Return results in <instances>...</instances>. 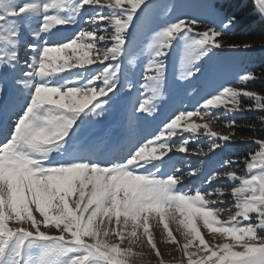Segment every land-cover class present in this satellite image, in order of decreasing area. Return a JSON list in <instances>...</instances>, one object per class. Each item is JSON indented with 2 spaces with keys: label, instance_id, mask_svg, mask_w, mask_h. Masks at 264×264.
I'll return each mask as SVG.
<instances>
[{
  "label": "snow or ice",
  "instance_id": "snow-or-ice-1",
  "mask_svg": "<svg viewBox=\"0 0 264 264\" xmlns=\"http://www.w3.org/2000/svg\"><path fill=\"white\" fill-rule=\"evenodd\" d=\"M255 3L264 16V0ZM161 9L160 0H0V264H143L145 244L156 264H168L150 231L151 213L182 253L181 264H264V137L242 139L257 149L242 160H223L206 175L199 169L184 174L171 163L177 153H189L201 129L210 142L194 154L215 155L236 142L235 119L225 120L232 132L221 136L191 118L264 112V94L221 85L119 152L90 133L120 98L125 61L135 63L129 57L143 41L145 96L133 107V129L137 113L157 111L174 49L180 50L181 80L211 82L221 71L213 57L225 48L220 38L235 17L213 13L200 31L195 18L161 22ZM81 17L88 27L64 35ZM22 44L29 53L23 63ZM251 47L230 44L227 51ZM257 78L247 72L239 81ZM242 96L252 103L242 106ZM238 163L243 175L232 167ZM221 181L227 184L216 186ZM201 223L221 241L205 239ZM49 225L56 234L41 230Z\"/></svg>",
  "mask_w": 264,
  "mask_h": 264
},
{
  "label": "rangeland",
  "instance_id": "rangeland-1",
  "mask_svg": "<svg viewBox=\"0 0 264 264\" xmlns=\"http://www.w3.org/2000/svg\"><path fill=\"white\" fill-rule=\"evenodd\" d=\"M231 0H160L162 9L160 12V21L175 19L177 16L186 18H195L200 20V31H203L209 24L212 18L211 14H215L219 19H227L226 11L224 8L228 7ZM166 6V7H164ZM218 26V23H217ZM237 26V21H234L233 26L227 34L220 39L225 45L224 49L218 50L217 55L213 57V62L218 63L221 71L213 78L211 82L204 76H198L191 81H184L180 79V50L174 49L169 55L167 60V79L163 89V99L157 101V111L153 115L145 116L137 113L138 117L136 121V127L133 129L130 125V117H132L133 107L137 102L145 96L144 90L140 87L142 82V74L148 59V41H143L133 56L129 57L135 61L134 64H129L125 61L127 71V81L122 80L123 91L120 94L118 101L112 106V108L106 113L102 121L94 125L90 129V133L105 137L111 144L113 143V151L119 152L120 148L126 146L132 139H143L149 137L157 130V127L161 122L167 120L178 109L195 107L202 97L207 93L213 91L215 88L224 85L231 87H247L251 91L249 85L252 80L248 81L246 85L241 84L239 77L243 73L251 72L254 68L261 65V61L264 58V46L260 48H254V46L247 42H237L233 36ZM60 27V26H58ZM81 27H88L83 24V17L80 22L74 26L64 29V35L73 36ZM251 45V49L240 53H232L227 51V46L230 44H243ZM70 51V50H69ZM29 53L26 47L22 44L20 47V60L23 63L28 59ZM76 69H73L75 71ZM127 83L133 85L129 91L126 87ZM252 101L247 97H241L242 106L249 105ZM218 111V110H217ZM247 113L251 111H245ZM245 112H237L234 116L225 117L222 116L219 120H214L210 116H204V118L198 119L196 117L191 118L192 121L198 124H207L211 131L217 134L229 135L232 129L226 126L225 120L235 119L242 117ZM191 122V121H190ZM184 123V122H182ZM203 129L196 135L198 139L192 141L189 145V153H177L173 156L171 163L180 168L181 172L186 174L190 170L199 169L206 175L214 168H217L220 163L225 159L242 160L251 151L252 147H256L250 142H240L242 139L248 138L244 135L235 132L233 139L235 143L229 144L223 151H218L215 155L209 154L208 156H201L198 153V149L203 147L207 150V146L210 142L209 137L202 135ZM188 136V133H184ZM239 174H244V166L242 163H238L232 166ZM202 179V177L200 178ZM200 179L193 181V184L198 185ZM227 184L226 181H221L216 185L224 187ZM191 187V185H189ZM231 198H229L230 200ZM229 200L225 201V204L229 203ZM50 214H55V210H50ZM37 218L40 219L37 213ZM228 215L225 212L221 216L223 220ZM169 227L172 229L173 234L177 239L182 241V237L177 232V223L169 216ZM150 231L157 243L158 248L163 253L164 260L168 264H181L182 253L176 250V246L167 242L166 233L163 231V225L159 223V217L156 213L149 215ZM131 225H129L130 230ZM202 233L205 235L210 243L215 244L221 241L219 234H209L206 229L200 224ZM41 230L48 231L51 234H56V231L52 225L47 228L41 226ZM142 232V228L140 229ZM140 249L137 248V251ZM145 256L143 257V264H156V259L153 255L148 254L149 248L144 245Z\"/></svg>",
  "mask_w": 264,
  "mask_h": 264
},
{
  "label": "trees",
  "instance_id": "trees-1",
  "mask_svg": "<svg viewBox=\"0 0 264 264\" xmlns=\"http://www.w3.org/2000/svg\"><path fill=\"white\" fill-rule=\"evenodd\" d=\"M224 9L228 18L235 17V21H237L236 29L233 32L237 42L250 43L254 48L264 46V16L258 12L255 0H231L228 7ZM260 63L261 65L252 71L258 78L251 81L249 88L251 91L264 94V58ZM261 117H264V112H245L242 117L235 118V132L247 138L264 137V124L261 123ZM249 124H255V129L247 127ZM256 149V147H252L250 150Z\"/></svg>",
  "mask_w": 264,
  "mask_h": 264
},
{
  "label": "bare ground",
  "instance_id": "bare-ground-1",
  "mask_svg": "<svg viewBox=\"0 0 264 264\" xmlns=\"http://www.w3.org/2000/svg\"><path fill=\"white\" fill-rule=\"evenodd\" d=\"M113 144V143H112Z\"/></svg>",
  "mask_w": 264,
  "mask_h": 264
}]
</instances>
